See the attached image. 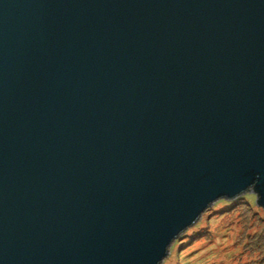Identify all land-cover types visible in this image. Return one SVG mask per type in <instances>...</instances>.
<instances>
[{
    "label": "water",
    "instance_id": "1",
    "mask_svg": "<svg viewBox=\"0 0 264 264\" xmlns=\"http://www.w3.org/2000/svg\"><path fill=\"white\" fill-rule=\"evenodd\" d=\"M246 193L264 0H0V264H161Z\"/></svg>",
    "mask_w": 264,
    "mask_h": 264
},
{
    "label": "rangeland",
    "instance_id": "2",
    "mask_svg": "<svg viewBox=\"0 0 264 264\" xmlns=\"http://www.w3.org/2000/svg\"><path fill=\"white\" fill-rule=\"evenodd\" d=\"M219 202L227 201H216L180 234L161 264H264V244L259 239L264 236L263 209L256 205L255 199L252 209L240 203L242 205L234 211ZM193 232H198L195 239H184Z\"/></svg>",
    "mask_w": 264,
    "mask_h": 264
},
{
    "label": "trees",
    "instance_id": "3",
    "mask_svg": "<svg viewBox=\"0 0 264 264\" xmlns=\"http://www.w3.org/2000/svg\"><path fill=\"white\" fill-rule=\"evenodd\" d=\"M254 199H255V202H256V196H254V197H251V198H249V197H247V196H243L242 198L240 197V198H237L235 201H230V202H219V203H222L223 205H225V207H227L226 209H228L229 211H234V210H238V208L242 205V204H244L245 206H247V209H252L254 206H255V204H254ZM240 200H242L243 202H239ZM240 203H242V204H240ZM252 204H253V207H252ZM227 205V206H226ZM227 210V211H228ZM221 212V211H220ZM198 234V232H193V234H189V235H186V238H184L185 240L187 239H191V240H193V239H195L196 237H195V235H197ZM200 235V234H199ZM195 237V238H194ZM183 239V240H184ZM260 239V241H261V243H263L264 244V236H262V237H260L259 238ZM182 240V243H184V241ZM261 243H259V244H261ZM262 262H264V258H263V260H262Z\"/></svg>",
    "mask_w": 264,
    "mask_h": 264
}]
</instances>
